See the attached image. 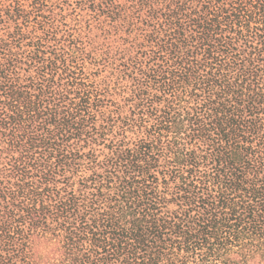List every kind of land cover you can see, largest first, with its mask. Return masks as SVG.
I'll return each mask as SVG.
<instances>
[{
	"label": "trees",
	"instance_id": "obj_1",
	"mask_svg": "<svg viewBox=\"0 0 264 264\" xmlns=\"http://www.w3.org/2000/svg\"><path fill=\"white\" fill-rule=\"evenodd\" d=\"M264 264V0H0V264Z\"/></svg>",
	"mask_w": 264,
	"mask_h": 264
},
{
	"label": "clouds",
	"instance_id": "obj_2",
	"mask_svg": "<svg viewBox=\"0 0 264 264\" xmlns=\"http://www.w3.org/2000/svg\"><path fill=\"white\" fill-rule=\"evenodd\" d=\"M33 252L37 258L44 257L42 264H59L63 259L61 241L49 240L48 237H33Z\"/></svg>",
	"mask_w": 264,
	"mask_h": 264
}]
</instances>
